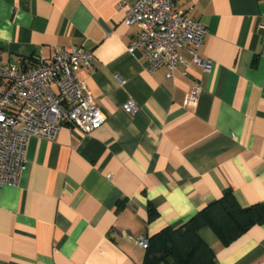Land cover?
I'll return each instance as SVG.
<instances>
[{
	"label": "crops",
	"instance_id": "obj_1",
	"mask_svg": "<svg viewBox=\"0 0 264 264\" xmlns=\"http://www.w3.org/2000/svg\"><path fill=\"white\" fill-rule=\"evenodd\" d=\"M171 1L206 30L209 70L180 48L171 78L147 72L127 52L138 29L119 4L131 0H0V65L90 51L77 74L106 118L86 136L62 126L52 141L29 138L17 184L0 187V264H142L139 238L224 190L241 208L264 203V0ZM197 236L217 264H264V224L230 244L209 226Z\"/></svg>",
	"mask_w": 264,
	"mask_h": 264
},
{
	"label": "built area",
	"instance_id": "obj_2",
	"mask_svg": "<svg viewBox=\"0 0 264 264\" xmlns=\"http://www.w3.org/2000/svg\"><path fill=\"white\" fill-rule=\"evenodd\" d=\"M119 7L124 12L122 23L138 29L127 52L145 59L147 72L165 68L166 77L171 78L180 62V48L188 50L202 68L210 69L209 60L198 55L206 30L178 12L171 0H131L130 5L121 2ZM53 50L49 58L31 64L0 65V187L17 184L29 138L52 141L62 126L86 136L106 119L77 74L91 64L92 53L80 47ZM189 94L190 105H195L199 87L195 85ZM135 107L130 101L122 109L131 114ZM148 242V237H141L135 243L146 250Z\"/></svg>",
	"mask_w": 264,
	"mask_h": 264
},
{
	"label": "trees",
	"instance_id": "obj_3",
	"mask_svg": "<svg viewBox=\"0 0 264 264\" xmlns=\"http://www.w3.org/2000/svg\"><path fill=\"white\" fill-rule=\"evenodd\" d=\"M230 190L197 212L177 228H165L149 238L142 264H217L213 250L197 236V231L209 226L224 244H230L248 229L264 224V203L241 208ZM148 209L149 221L156 217Z\"/></svg>",
	"mask_w": 264,
	"mask_h": 264
}]
</instances>
